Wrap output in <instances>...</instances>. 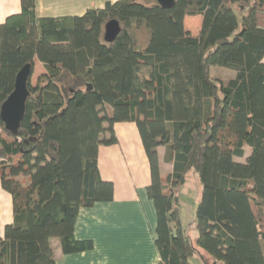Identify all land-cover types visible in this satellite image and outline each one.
<instances>
[{
	"label": "trees",
	"instance_id": "16d2710c",
	"mask_svg": "<svg viewBox=\"0 0 264 264\" xmlns=\"http://www.w3.org/2000/svg\"><path fill=\"white\" fill-rule=\"evenodd\" d=\"M195 16L192 33L184 24ZM110 19L121 29L108 43ZM263 57L264 0H174L169 9L116 0L58 17L20 0L0 23V106L25 64L37 59L45 72L34 85L30 74L18 133L0 118V179L13 211L0 264H55L54 238L64 253L91 248L74 238V224L81 207L113 197L97 154L117 142L116 122L135 124L148 161L157 264H192L194 255L264 264ZM211 66L234 75L218 81ZM160 146L171 173L160 171ZM190 170L202 185L195 236L180 223L175 195Z\"/></svg>",
	"mask_w": 264,
	"mask_h": 264
},
{
	"label": "crops",
	"instance_id": "0c3cea01",
	"mask_svg": "<svg viewBox=\"0 0 264 264\" xmlns=\"http://www.w3.org/2000/svg\"><path fill=\"white\" fill-rule=\"evenodd\" d=\"M107 1L116 0H36V13L40 17L80 16L88 8L103 7ZM19 11L20 0H0V23ZM194 18L199 30L201 17ZM113 129L117 142L100 144L97 154L101 177L113 183V197L81 207L74 224V238L90 241L92 246L64 253L54 238L55 264H157L160 259L155 244L156 209L147 193L150 172L138 130L133 122H116ZM158 160L161 173L172 172L164 146L158 147ZM12 222V197L0 179V240L5 226Z\"/></svg>",
	"mask_w": 264,
	"mask_h": 264
},
{
	"label": "rangeland",
	"instance_id": "374dc122",
	"mask_svg": "<svg viewBox=\"0 0 264 264\" xmlns=\"http://www.w3.org/2000/svg\"><path fill=\"white\" fill-rule=\"evenodd\" d=\"M194 18V17H193ZM185 28H189L192 33L197 32V24L195 23V18L192 20H185ZM186 28V29H187ZM44 66L38 61H34L32 67V73L30 77L31 84H35L39 75L44 73ZM210 74L213 78L218 81L227 82L229 76L234 74V71L222 66H211ZM109 110V109H108ZM202 185L199 180L198 174L190 170L186 173L184 183L175 190V195L178 199V209H179V220L182 227L186 229H191V233L195 236V231L193 230V220L195 217V209L201 198ZM206 259V257H205ZM192 264H215L212 260H203L199 255H194L190 258Z\"/></svg>",
	"mask_w": 264,
	"mask_h": 264
},
{
	"label": "water",
	"instance_id": "95a60500",
	"mask_svg": "<svg viewBox=\"0 0 264 264\" xmlns=\"http://www.w3.org/2000/svg\"><path fill=\"white\" fill-rule=\"evenodd\" d=\"M163 8H171L174 0H155ZM120 24L115 19H110L104 24L103 39L105 42H112L120 32ZM32 71L31 64H25L17 73L14 88L5 101L0 106V118L4 127L12 135H16L19 130L21 120L25 113V104L29 91L27 81ZM91 89L88 84L87 90Z\"/></svg>",
	"mask_w": 264,
	"mask_h": 264
}]
</instances>
